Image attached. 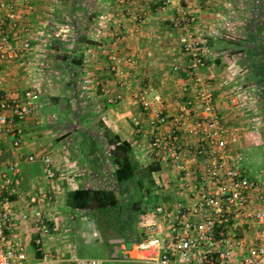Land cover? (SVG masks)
<instances>
[{"label": "crops", "instance_id": "1", "mask_svg": "<svg viewBox=\"0 0 264 264\" xmlns=\"http://www.w3.org/2000/svg\"><path fill=\"white\" fill-rule=\"evenodd\" d=\"M130 1L126 5L115 0H0V28L9 33L12 49L21 48L25 42L31 47L14 53L8 61H0V93L19 97L27 90H35L40 106L23 125L20 150L10 146V139L0 141V173L18 161L20 152L25 157L33 155L37 159L33 163L19 162L20 186L15 195L4 196L7 199L3 205L28 212L31 195L51 197L52 202L44 208L56 211L57 217L51 219L52 234L43 248L52 252L64 250L63 242L68 234L62 232L71 229L77 219L86 222L90 230L84 237H96L93 221L67 207V195L75 190L113 186V170L107 150L102 152V144L99 150L92 147L84 158L79 155L65 158L66 146L76 144L73 140L78 134L95 139L108 130L131 144L135 158L142 156L147 143L135 135L132 118L143 119V114L132 99V93L146 88L151 97L159 94L170 112L176 110L186 94L185 58L178 42L180 32L169 22L174 8L163 9L162 0ZM180 2L196 18L194 29L207 63L204 75L210 81L221 118L242 134L240 151L243 152L264 129V81L260 79L264 55L257 53V48L262 46L258 30L260 27L264 30V0ZM140 10L146 13V21L142 27H137L129 15ZM117 36H125L117 47L124 86L118 85L108 72L107 59L103 55V50L113 44ZM174 66H180V71L173 72ZM85 79H91L93 84L86 86ZM223 81L228 85H223ZM105 85L109 89L107 94L101 92ZM118 96L121 99L115 101ZM57 107L68 113L62 122L52 110ZM80 108L91 115L86 127L78 125ZM46 156L51 158L55 173L51 181L46 178L42 160ZM159 176L161 179L157 182L169 183L163 189L156 187L155 206L141 211L135 220L133 218L128 239H120L124 242L118 245L119 254L114 256L113 244L112 252L107 248L110 260L135 264L125 260L121 248L144 240L150 225L159 228L156 237L164 236L163 221L154 214V209L160 204L178 201L181 195L173 188L170 173L165 171ZM124 188H120L121 195ZM63 208L73 214L72 219L60 215ZM18 226L14 236L32 247L30 229L23 222ZM255 232L254 227L245 228L247 241L254 238Z\"/></svg>", "mask_w": 264, "mask_h": 264}, {"label": "built area", "instance_id": "2", "mask_svg": "<svg viewBox=\"0 0 264 264\" xmlns=\"http://www.w3.org/2000/svg\"><path fill=\"white\" fill-rule=\"evenodd\" d=\"M115 1L126 5L131 2ZM180 1L162 0L161 5L163 9L174 8L169 22L180 32L178 42L187 78L184 100L170 112L162 97H151L146 88L131 96L143 114V119L132 118L135 135L147 143L146 153L139 160L144 165H160L158 174L170 173L181 199L154 209L163 221L164 236L156 237L160 230L150 225L144 240L131 243L130 247L123 245L121 252L126 261L135 264H264V168L254 176L245 169L240 151L242 134L221 118L210 81L204 75L207 63L194 29L196 18ZM129 16L137 27L145 24L143 10ZM124 39L125 36H117L103 50L108 72L120 86H124V71L117 47ZM30 48V43L25 42L21 48L12 49L9 33L0 30L1 62ZM172 70L179 72L180 66ZM84 84L91 86L93 81L85 79ZM223 85L228 82L223 81ZM101 92H109L107 85ZM37 97L35 90H27L19 97L0 96V141L10 139V146L16 151L22 146L23 125L40 107ZM120 99L118 96L115 101ZM17 158L0 173V264H103L98 259L77 257L71 244L64 245L60 252L43 248L52 234V221L44 208L52 198L46 194L31 195L28 212L3 205L7 199L4 196L15 195L20 186L19 162L37 160L21 152ZM42 160L46 178L51 181L55 178L52 160L47 156ZM167 184L156 183L158 189ZM21 222L30 229L29 241L39 248V256L36 250L28 252L29 247L14 236ZM247 227L256 229L250 242L245 237Z\"/></svg>", "mask_w": 264, "mask_h": 264}, {"label": "trees", "instance_id": "3", "mask_svg": "<svg viewBox=\"0 0 264 264\" xmlns=\"http://www.w3.org/2000/svg\"><path fill=\"white\" fill-rule=\"evenodd\" d=\"M262 29L263 27H260L258 30L259 44L262 45L257 48L260 56L264 55V30ZM260 73L263 74L260 79L264 81V68L260 70ZM91 139L92 142L102 144L101 149L104 148L102 152L106 150L108 152L109 163L113 170V186L109 189H81L70 192L66 198V205L93 221L102 236V241L112 252L113 246L110 241L128 239V231L132 228L131 221L134 215H139L141 212L140 201L137 198L132 199L128 207L126 206V210L124 209L120 188L135 184L139 189H144L147 184L154 185L153 177L161 172L162 168L157 164L139 163L133 156L131 144L121 140L119 136L112 135L108 130H104L102 136ZM32 247L39 256V248L35 246V243H32Z\"/></svg>", "mask_w": 264, "mask_h": 264}, {"label": "rangeland", "instance_id": "4", "mask_svg": "<svg viewBox=\"0 0 264 264\" xmlns=\"http://www.w3.org/2000/svg\"><path fill=\"white\" fill-rule=\"evenodd\" d=\"M0 96H3L0 93ZM83 107V106H80ZM80 108L79 112L82 111ZM55 114H57V117L60 119L59 121L62 122L63 118L67 116V112L61 110L59 107L52 109ZM88 110H84L80 113L79 116V123L78 125H82L86 127L87 120L91 119V115L88 114ZM88 116H85L87 115ZM90 115V116H89ZM262 115V114H261ZM87 117V118H86ZM264 120V116L262 117ZM262 120V121H263ZM81 128V126H79ZM88 127V126H87ZM95 127V126H94ZM93 127V128H94ZM92 130L90 131H93ZM91 129V128H89ZM95 129V128H94ZM93 135V132L91 133ZM74 142L76 144L68 145L66 146V149L69 152H65L64 150V157H68L71 155H75L81 158L87 157L89 153L92 151L91 148L94 147L96 150L100 149L99 144L92 142V139L90 137H87L84 134H78L76 138L74 137ZM252 145L249 147H246L242 153V156L244 158V166L249 170V174L251 176L256 175L260 169L264 168V129L263 132H258L257 136L252 140ZM139 163H143L139 160V157L135 158ZM169 176V175H167ZM155 183L154 185H148L145 186L144 189H139L136 187L135 184L133 185H126L123 190L122 200L124 204V209L126 210V206L128 203H131L134 198H137L138 201H140L139 205L141 208V211L149 210L152 208L151 206H155L157 203V198L155 197V190H156V182L158 179H161V176L159 174H155L153 177ZM160 182V181H158ZM169 183V182H168ZM128 190L130 192H128ZM135 196V197H134ZM154 208V207H153ZM47 211V215L50 219H54L57 217V212L53 210H49L48 208H45ZM55 214V215H54ZM63 217H68L69 219H72L73 214H69L68 212L63 210L61 211V214ZM133 216V215H132ZM138 215H134V220L137 218ZM64 217V218H65ZM90 220V219H89ZM74 221V220H73ZM91 221V220H90ZM132 225V223H131ZM73 226V227H72ZM71 229H65L62 233L68 234L67 240H64L63 245L71 244L72 250L74 254L79 258H88V259H98L103 261V264H118L112 260H110L107 248L108 246L103 241H100L99 239L96 240V237H93L91 239H88L84 237L85 234H89L90 230L87 226L86 222H79V219H77L74 224L72 225ZM95 228L97 229L96 225ZM28 252H33V249L31 245L28 248Z\"/></svg>", "mask_w": 264, "mask_h": 264}, {"label": "water", "instance_id": "5", "mask_svg": "<svg viewBox=\"0 0 264 264\" xmlns=\"http://www.w3.org/2000/svg\"><path fill=\"white\" fill-rule=\"evenodd\" d=\"M95 234H96V237L99 238L100 241H102V236L97 230H95ZM123 242H124V240L111 241V244L114 245V256L115 257L119 254V246L118 245L122 244ZM128 247H130V244L128 245Z\"/></svg>", "mask_w": 264, "mask_h": 264}]
</instances>
